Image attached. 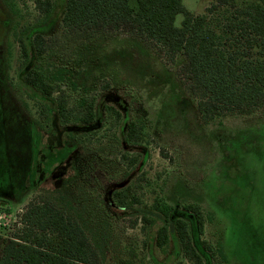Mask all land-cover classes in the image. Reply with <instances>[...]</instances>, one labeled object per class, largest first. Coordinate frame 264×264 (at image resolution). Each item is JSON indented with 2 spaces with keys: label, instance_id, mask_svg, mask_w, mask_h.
<instances>
[{
  "label": "rangeland",
  "instance_id": "1",
  "mask_svg": "<svg viewBox=\"0 0 264 264\" xmlns=\"http://www.w3.org/2000/svg\"><path fill=\"white\" fill-rule=\"evenodd\" d=\"M65 2L0 0V257L18 215L41 194L71 211L100 264H199L172 225L157 248L165 224L157 206L187 222L201 264H264V111L203 123L178 65L124 34L65 36ZM258 2L230 0L208 14L224 48L247 47L236 11ZM181 3L194 16L212 5ZM36 35L51 45L42 59L51 98L24 81L39 64ZM59 93L67 125L57 117ZM88 104L94 121L84 125ZM189 205L204 217L202 234Z\"/></svg>",
  "mask_w": 264,
  "mask_h": 264
},
{
  "label": "trees",
  "instance_id": "2",
  "mask_svg": "<svg viewBox=\"0 0 264 264\" xmlns=\"http://www.w3.org/2000/svg\"><path fill=\"white\" fill-rule=\"evenodd\" d=\"M258 1L236 11V19L248 38L247 47L242 49L224 48L208 22V14L217 7L228 6L230 0H210L212 5L206 8V13L197 16L189 14L181 0H66L62 30L65 36L74 35L78 39L124 34L130 42L154 49L157 55L178 65L187 93L196 101L200 120L215 124L230 114L264 111V0ZM37 4L42 5L41 1ZM177 16L182 17L178 26ZM45 42L40 35L34 37L33 49L39 64L26 71L24 81L42 96L51 98L57 91L49 75L51 67L42 62L51 47ZM21 49L26 63L29 56L23 45ZM55 101L58 119L65 125L71 123L64 95L59 93ZM93 121V104H88L78 122L88 125ZM136 133L135 125L129 124L128 135ZM184 210L192 214L197 231L202 234L201 211L192 205ZM157 212L165 223L157 231V248L168 244V226L172 225L184 255L201 264L187 222L170 219L171 207L157 206ZM2 247L0 264H100L71 211L53 197L41 194L18 215L16 229Z\"/></svg>",
  "mask_w": 264,
  "mask_h": 264
}]
</instances>
